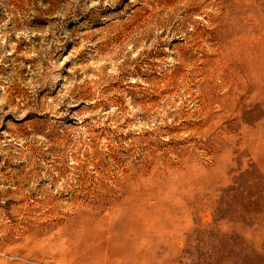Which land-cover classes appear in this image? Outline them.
I'll return each mask as SVG.
<instances>
[{"label": "rangeland", "instance_id": "obj_1", "mask_svg": "<svg viewBox=\"0 0 264 264\" xmlns=\"http://www.w3.org/2000/svg\"><path fill=\"white\" fill-rule=\"evenodd\" d=\"M0 264H264V0H0Z\"/></svg>", "mask_w": 264, "mask_h": 264}]
</instances>
